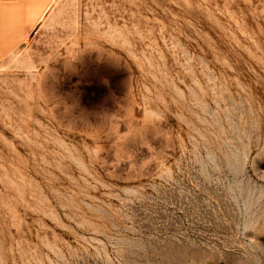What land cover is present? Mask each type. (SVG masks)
Instances as JSON below:
<instances>
[{
  "label": "rangeland",
  "instance_id": "obj_1",
  "mask_svg": "<svg viewBox=\"0 0 264 264\" xmlns=\"http://www.w3.org/2000/svg\"><path fill=\"white\" fill-rule=\"evenodd\" d=\"M0 0V264H264V0Z\"/></svg>",
  "mask_w": 264,
  "mask_h": 264
},
{
  "label": "bare ground",
  "instance_id": "obj_2",
  "mask_svg": "<svg viewBox=\"0 0 264 264\" xmlns=\"http://www.w3.org/2000/svg\"><path fill=\"white\" fill-rule=\"evenodd\" d=\"M31 2H32V4H31L32 13L35 12L36 10L38 11L40 9L39 13L35 19L36 21H39L44 17L45 13L49 10L51 2H47L43 6H41V3L38 0H31Z\"/></svg>",
  "mask_w": 264,
  "mask_h": 264
},
{
  "label": "crops",
  "instance_id": "obj_3",
  "mask_svg": "<svg viewBox=\"0 0 264 264\" xmlns=\"http://www.w3.org/2000/svg\"><path fill=\"white\" fill-rule=\"evenodd\" d=\"M4 1H5V3H7L8 5H10V4L16 2L17 0H4ZM46 13H47V12H46ZM46 13H45V14H46ZM42 20H43V18H42L41 20L37 21L35 24H32L30 20H27V23H26V26H25V27L29 30L28 35L30 34L31 30H32L33 28H35V26H37L39 23H41ZM1 22H2V21H1V18H0V38H1V30H2V24H1Z\"/></svg>",
  "mask_w": 264,
  "mask_h": 264
}]
</instances>
